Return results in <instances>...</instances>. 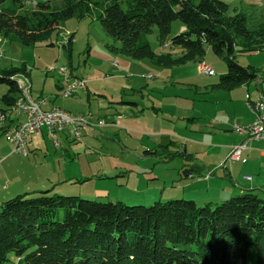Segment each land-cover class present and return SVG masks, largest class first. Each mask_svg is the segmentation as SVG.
Here are the masks:
<instances>
[{"label":"trees","instance_id":"16d2710c","mask_svg":"<svg viewBox=\"0 0 264 264\" xmlns=\"http://www.w3.org/2000/svg\"><path fill=\"white\" fill-rule=\"evenodd\" d=\"M60 1L29 10L26 0H0V39L30 47L74 17L91 19L120 44L114 51L135 61L162 68L200 63L209 45L228 68L216 88L232 90L260 78V70L240 65L237 54L264 51V24L249 29L246 15L238 9L230 15L221 0ZM174 21L187 31L173 36L169 46L183 52L159 55L147 35L158 27L161 43H168ZM74 38L65 46L69 50ZM20 74L29 76L26 67L0 71V83L9 86L1 114L20 98ZM12 253L25 264H249L251 254L254 264H264V189L203 205L185 198L130 205L52 189L18 194L0 204V264Z\"/></svg>","mask_w":264,"mask_h":264},{"label":"rangeland","instance_id":"374dc122","mask_svg":"<svg viewBox=\"0 0 264 264\" xmlns=\"http://www.w3.org/2000/svg\"><path fill=\"white\" fill-rule=\"evenodd\" d=\"M46 1L61 3L60 0H26V9L35 10L39 2ZM200 1L195 0L196 3ZM221 1L228 5L230 15H234L236 9L243 12L247 17L249 29L255 30L264 24V0ZM16 26L18 27V24ZM58 26L59 30L48 40L30 47L22 45L19 41L0 39V71L26 67L29 76L20 74L15 76V80L18 77L30 82L32 98L51 103L45 106L47 109L52 106L64 111L78 108V113L71 115L87 117L85 120L95 125L99 124V121L93 122L92 118L95 120L96 116L100 115L106 101L100 96L106 95L116 103L122 102L117 104V107L125 117H130L132 112L137 115L138 110L130 108L123 102L138 103L141 110L149 113V117L154 114V110L151 109L152 102L164 105L166 107L164 113L168 115L183 114L185 110L189 112L194 108L195 112L190 115L192 119L203 118L197 111L206 110L207 113L214 114V109H211L214 107L211 106L212 93L218 92L214 91L213 86L227 73L228 68L225 60L216 55L209 45L205 46L203 62L160 68L150 60L135 61L114 51L112 46L120 44L104 31L98 21L79 20L74 17ZM186 31L187 27L182 22L174 21L168 43H161L158 27H154L152 33L147 35V40L157 54L172 53L175 57H180L183 49L169 46V43L173 36ZM72 35L75 38L72 50H69L65 46ZM237 61L244 67L260 70V78L264 79V51L252 54L238 53ZM114 64L119 67H114ZM206 67L213 69L214 77L201 73ZM145 76L147 78L155 76V79L143 78ZM260 78L258 82L262 80ZM78 79L87 83L90 93L79 90L78 95L65 96V87ZM255 83H252L253 87ZM17 84L21 90L17 102H22L24 93L28 96V92L26 88L20 87L18 81ZM8 90L7 84L0 83V108H4L2 97ZM88 95H91V100H88ZM14 106L10 108V112ZM249 107L255 112L251 101ZM15 113L14 110L12 114ZM5 117L6 114L0 115V123L5 122ZM144 123L145 120L137 128L129 126L131 130L122 129L120 137L117 134L118 127L104 134L88 130L80 139L70 135L69 139H63L68 151V154L64 155L59 151L60 148L55 149L54 141L50 139L48 146L46 143L40 146L43 151L30 155L31 158L23 153L6 155L15 151L16 144L1 134L0 158L6 155L7 159H2L4 164L2 165L1 161L0 168L3 170L15 168L17 171L24 169L21 174L12 173V177H17L15 179L21 183L27 182L38 172L48 174L57 171L62 179L59 186L52 190V194H75L101 201L120 200L130 205H150L157 200L175 198L194 199L200 205L207 202L215 204L242 192L227 195L223 193L226 196L222 198L215 192L218 189L214 190L207 184H201L195 181L196 178H187L188 167L184 166L185 160L180 154L176 155L182 142L174 138L177 135L176 131L172 132L174 136L164 138L166 143L173 140L174 144L171 145V152L163 155V159L155 154L147 156L145 148L141 147L139 140L141 134L138 131H145L147 138L148 133H154V128L147 127L148 123H145L146 125ZM14 126L16 124L7 127L4 133L13 130ZM28 170H31L30 173L22 174ZM12 255L11 262L6 261L3 264H25L24 261H18L14 253ZM254 257V254L250 255L249 264H254Z\"/></svg>","mask_w":264,"mask_h":264},{"label":"crops","instance_id":"0c3cea01","mask_svg":"<svg viewBox=\"0 0 264 264\" xmlns=\"http://www.w3.org/2000/svg\"><path fill=\"white\" fill-rule=\"evenodd\" d=\"M143 78L155 79V76L152 78H147L145 76ZM258 81L259 79L257 83L252 82L255 83V87L250 83L226 91L220 90L214 85V91L218 92L212 93L213 103L211 106L214 107L211 109H214V114L207 113L206 110H202L201 112L197 111L203 118L198 117L194 119L190 118V115L195 112V108L189 112L185 110V112L188 113L184 112L183 114H176L174 116L173 114L168 115L164 113L166 107L164 105H157L155 102L151 103V109L154 110V114L150 115L151 117L148 116V112L145 113L143 109H140L138 103L123 102L130 108L138 110L137 115L132 112L129 115L130 117H125L117 107V104L122 102L116 103L107 98L106 95H101L100 98L104 97L106 100L105 105L102 106L100 115H95L96 119L94 120L92 118V120L93 122L103 121L104 124H95L93 128L82 127V135L80 138L84 136V133L87 134L88 130L98 131L104 134L105 132L115 129L114 127L119 128L117 134L120 137L122 129L131 130L129 126L137 128L139 124L145 120V123H148L147 127L154 128V133H148L147 138L145 131H138L141 134V139L139 138L141 147L145 148L144 152L147 156L155 154L163 159V155L166 152H171V145L174 144L173 140L166 143L164 138L174 136L175 134L172 132L176 131L177 135L174 136V138H178L182 141L176 155L180 154L185 160L184 166L188 167L187 178H196L197 180L195 181L201 184H207L210 188H214V190L218 189V191L215 192L222 198H225L227 194H235L236 192L246 189L261 190L264 189L263 142L252 141V143L243 150V158H245L246 161H233L229 159V153L232 147L242 143L245 139L244 135L238 133L234 129V125L250 124L254 122L258 116V112L254 107V102L261 96H264V79L260 80V82ZM30 86L32 92V85L30 84ZM84 92H88L89 94V88ZM248 96L250 97L249 101L252 102L255 112L246 105ZM88 100H91V95H88ZM36 101L40 102L43 110L49 111L57 108L52 106L50 109H47L45 106H49L51 103L42 99ZM77 110L79 109L72 108L69 111H65L69 114H77ZM26 120V115H14L9 111L6 114L5 122L0 123V135L4 134L7 127L24 123ZM95 128H97V130H95ZM70 135L68 129L59 132L57 135V145L55 140L48 135L47 129L43 127L38 133L34 134L32 139L26 144L27 154H23L31 158L30 155H35L42 150L40 146H44L45 143L48 146V140L50 139L52 142L54 141V144H52L55 149L60 148L59 151H61L63 155L65 153L68 154L67 148L64 145V140L69 139ZM159 135L160 137H158ZM10 148L11 145H9V149ZM156 150L158 154L146 152ZM12 153L22 152L11 151L6 155ZM186 154H191L192 157L189 158ZM6 155L0 158V162L2 159H7L5 158ZM191 161H194V163H191ZM74 163L79 162L74 161ZM1 164L3 165L4 161H2ZM14 169L15 168H13V170H3L2 167L0 168V204L18 194L38 192L46 188L55 190L62 179L60 173L57 171L48 174L46 172L45 174L43 172H38L37 175L28 179L27 182L21 183V181L15 179L17 177H12V173L21 174L24 169L22 171L19 169L18 171L16 169V171H14ZM30 171L31 170H28L22 174L30 173ZM56 174H58V176H55ZM51 175L54 176L52 177ZM223 193L226 195H223ZM12 254H10V258L7 260L8 262H11L10 259L13 258ZM16 258L18 261H23L21 257L16 256Z\"/></svg>","mask_w":264,"mask_h":264},{"label":"built area","instance_id":"2783aa9c","mask_svg":"<svg viewBox=\"0 0 264 264\" xmlns=\"http://www.w3.org/2000/svg\"><path fill=\"white\" fill-rule=\"evenodd\" d=\"M1 58V57H0ZM118 67L117 64H114ZM207 76H214L215 73L212 68H207L201 72ZM18 82L26 87L28 92V103L19 106L14 115H26L27 120L24 123L16 124L15 128L4 135L16 144L15 151L27 154L26 144L32 139L33 135L38 133L43 127L47 129L48 135L53 138L58 145L57 135L59 132L68 129L70 134L75 138L81 137V128H93L94 124L88 123L84 116H73L68 112L54 108L46 111L41 108L40 102L34 100L31 96V86L27 80L16 78ZM68 84V83H67ZM87 83L84 80H76L65 87V96H74L79 90H86ZM249 96L246 100V105L249 107ZM261 105V116H257L256 120L250 124H235L234 129L245 136L242 143L236 144L232 147L229 153V159L233 161H246L243 158V150L247 148L252 141H259L264 143V96L258 99ZM250 108V107H249ZM99 124H104L99 121Z\"/></svg>","mask_w":264,"mask_h":264},{"label":"bare ground","instance_id":"6f19581e","mask_svg":"<svg viewBox=\"0 0 264 264\" xmlns=\"http://www.w3.org/2000/svg\"><path fill=\"white\" fill-rule=\"evenodd\" d=\"M205 65V64H204ZM207 68L208 67H206V70H207ZM19 83V85H20V87H22V88H26L24 85H22L20 82H18ZM23 93V92H22ZM24 97H23V101L22 102H17L16 103V105L13 107V111L15 110V111H17V109L19 108V106H22L24 103H28V96L26 95V93H24V95H23ZM254 107H255V109L257 110V112H258V116H261V105H260V103H259V101L257 100V101H255L254 102ZM12 108V107H11ZM12 111V110H11ZM12 111V112H13ZM11 112V113H12ZM6 118V117H5ZM15 127V126H14ZM13 128V127H12Z\"/></svg>","mask_w":264,"mask_h":264}]
</instances>
